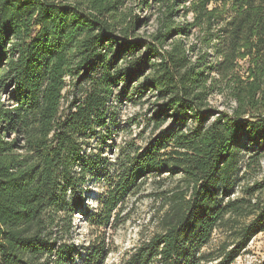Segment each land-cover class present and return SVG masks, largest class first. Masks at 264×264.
Returning <instances> with one entry per match:
<instances>
[{"label":"trees","instance_id":"trees-1","mask_svg":"<svg viewBox=\"0 0 264 264\" xmlns=\"http://www.w3.org/2000/svg\"><path fill=\"white\" fill-rule=\"evenodd\" d=\"M216 94L230 110L211 109ZM122 102H149L151 135L108 159ZM263 147L264 0H0V264H105L125 200L165 173L181 183L161 192L159 230L120 264H231L264 230V203L234 247L202 249L242 208L240 151L258 162Z\"/></svg>","mask_w":264,"mask_h":264},{"label":"rangeland","instance_id":"rangeland-1","mask_svg":"<svg viewBox=\"0 0 264 264\" xmlns=\"http://www.w3.org/2000/svg\"><path fill=\"white\" fill-rule=\"evenodd\" d=\"M135 11L142 17L149 14L147 10L135 9ZM186 19L189 20L190 17L187 16ZM179 20L182 21L183 18H178L177 21ZM155 27V21L149 19L139 26L137 35L146 36ZM184 39L188 45H191L196 42V35H189L187 39ZM197 54L198 52L195 51L192 56L195 57ZM71 92V87H67L64 91L65 95H71ZM148 97L150 102L152 98L151 96ZM149 102L141 105H135L130 102L118 104L116 110L117 131L107 144L104 153L108 159L116 157L119 147L143 145L146 139L149 138L151 135L150 125L147 124V118L150 115ZM209 103L214 111L216 109L230 110L229 106L232 104L218 94L212 95L209 98ZM249 151H240V159L236 169L239 181L234 185L233 192L229 196V199L237 200V204L242 208L238 213L228 214L225 222L214 229L209 242L202 249L204 253H210L218 257L224 251L234 247L237 239V230L253 218L254 212L250 213L251 210H255L253 207L264 203V147L261 150L258 162H254V159H248V155L251 153ZM180 180V175H168L166 173L160 178L150 177L135 193L128 196L120 213V224L114 229L108 230L111 240V251L106 258L105 264H120L132 247L159 230V218L164 205L160 198L161 192L174 189L175 186L181 183ZM105 185L106 182L103 178L93 179L89 183L90 190L86 201L92 209L96 207L97 197L104 190ZM227 199L228 197H225V200ZM77 217L80 218L78 215ZM75 224L74 241L79 245H84L89 237L87 223L83 218H80V221L78 219L75 220ZM231 264H264V230L252 237L241 254Z\"/></svg>","mask_w":264,"mask_h":264}]
</instances>
